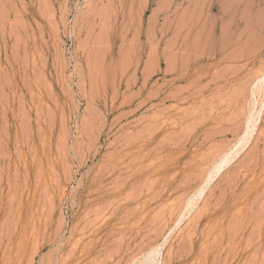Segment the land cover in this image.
<instances>
[{"label": "rangeland", "instance_id": "rangeland-1", "mask_svg": "<svg viewBox=\"0 0 264 264\" xmlns=\"http://www.w3.org/2000/svg\"><path fill=\"white\" fill-rule=\"evenodd\" d=\"M154 263L264 264V0H0V264Z\"/></svg>", "mask_w": 264, "mask_h": 264}, {"label": "bare ground", "instance_id": "bare-ground-1", "mask_svg": "<svg viewBox=\"0 0 264 264\" xmlns=\"http://www.w3.org/2000/svg\"><path fill=\"white\" fill-rule=\"evenodd\" d=\"M261 90V89H260ZM263 103V102H262ZM256 106V105H255ZM256 112V111H255ZM254 112V113H255ZM262 112V111H261ZM260 111H258V113H256V115L253 116V126H255L256 122L258 121V119L260 118ZM251 123V122H250ZM251 125V124H250ZM248 130L246 131V133L244 134L243 138L241 139V142L240 144L235 147L231 153H228V154H225V156L221 159V161L219 163H217L216 167H215V171H214V174L215 175H219L232 161L234 158H236L239 153L245 148V146L248 144L249 140H250V137H251V134L253 132V128L252 127H249L247 128ZM216 176V177H217ZM213 177H211L210 180L207 181L206 185L201 189V194L202 195L205 191V189L207 188V186L209 185L210 181L212 180ZM193 204V203H192ZM197 204V203H196ZM195 205V204H194ZM188 207V206H187ZM188 210V209H187ZM189 214V213H188ZM185 216V215H184ZM183 219V217L181 218ZM182 220H179V222H181ZM161 245V244H160ZM159 245V246H160ZM162 246V245H161ZM163 248V247H162ZM157 250V249H156ZM160 250V249H159ZM154 251V250H153ZM152 251V252H153ZM158 251V250H157ZM160 254V252H158ZM154 255V254H153ZM155 255H156V252H155ZM154 255V256H155ZM157 256V255H156ZM159 257V256H158ZM155 258V257H154ZM158 260L156 262L159 261V258H157ZM153 263V262H152ZM155 264V263H154ZM158 264V263H156Z\"/></svg>", "mask_w": 264, "mask_h": 264}]
</instances>
